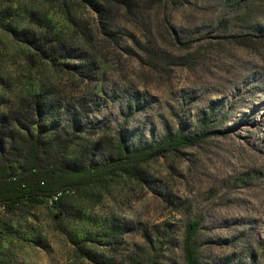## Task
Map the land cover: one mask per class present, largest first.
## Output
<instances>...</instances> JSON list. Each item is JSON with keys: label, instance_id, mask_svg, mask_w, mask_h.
Instances as JSON below:
<instances>
[{"label": "rangeland", "instance_id": "obj_1", "mask_svg": "<svg viewBox=\"0 0 264 264\" xmlns=\"http://www.w3.org/2000/svg\"><path fill=\"white\" fill-rule=\"evenodd\" d=\"M28 164L57 201L0 204V264H264V0H0Z\"/></svg>", "mask_w": 264, "mask_h": 264}, {"label": "trees", "instance_id": "obj_2", "mask_svg": "<svg viewBox=\"0 0 264 264\" xmlns=\"http://www.w3.org/2000/svg\"><path fill=\"white\" fill-rule=\"evenodd\" d=\"M122 3H125L127 7H129V4L126 1H123ZM202 136L205 137L204 134L201 135V137ZM7 138L8 140L6 143V148L8 151H11L15 147L13 141L14 138L11 133H9ZM197 139L198 137H195L187 142L177 140L174 145H189L194 143ZM162 148L163 147L157 148V153H162ZM24 157H26V154ZM30 168L33 169L30 170ZM58 193V190L54 189L53 185L42 180L40 172L34 170V166L30 167V164L26 166L25 171L23 173L15 176H11V174L7 172V168L4 166L0 169V204H2L7 211L15 209L18 204L24 202L28 205L34 203L56 202Z\"/></svg>", "mask_w": 264, "mask_h": 264}]
</instances>
